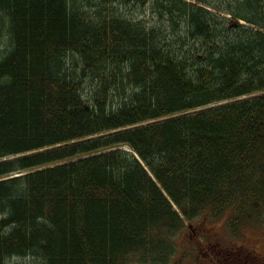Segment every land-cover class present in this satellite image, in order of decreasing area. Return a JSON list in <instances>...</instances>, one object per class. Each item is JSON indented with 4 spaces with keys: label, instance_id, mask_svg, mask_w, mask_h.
Here are the masks:
<instances>
[{
    "label": "trees",
    "instance_id": "1",
    "mask_svg": "<svg viewBox=\"0 0 264 264\" xmlns=\"http://www.w3.org/2000/svg\"><path fill=\"white\" fill-rule=\"evenodd\" d=\"M146 1L0 0V264H172L264 202V23L171 0L177 51L110 12Z\"/></svg>",
    "mask_w": 264,
    "mask_h": 264
},
{
    "label": "rangeland",
    "instance_id": "2",
    "mask_svg": "<svg viewBox=\"0 0 264 264\" xmlns=\"http://www.w3.org/2000/svg\"><path fill=\"white\" fill-rule=\"evenodd\" d=\"M182 1L188 5L209 10L217 16L230 18L231 15L229 12L239 13L242 16L249 17L257 24L264 23V0ZM248 1L251 2V4H248L251 10L247 8L248 5L246 3ZM146 2V5L140 7L139 5L111 7L110 12H118L117 15L119 17L122 15L123 19H128L132 23L139 24L141 28L154 30L157 42L162 45H168L172 50L178 51L180 50V46L187 44L191 46L193 44L186 35L184 24L178 19L179 14L164 11L166 8L171 7V0H147ZM244 9L248 10L245 11ZM256 11H259L262 15L258 17ZM242 23L245 22L243 21ZM252 27L258 30V26L252 25ZM0 32L2 34L3 30ZM1 34L0 59L8 52L7 48L9 50L8 34L7 32H4L2 36ZM178 41L179 44L177 43ZM188 48L184 47L183 51H186ZM14 159L16 157H11L3 161H12ZM260 204V206H257V209L255 208L253 212H250L251 216L249 220L246 219L242 226L239 224V221L236 220L234 222L236 227L240 225L241 228L237 234H234L233 230H231L230 224H232V218L229 216L218 220L207 217L206 219H197L192 223L185 221L184 230L176 238L177 251L172 264H224L223 262L218 263L215 260L214 257L217 252L210 250V246H208V243L214 245L216 242L222 241H226L228 244L234 242L232 245L234 248L232 246L230 248L241 252V255H264V238H262L264 235V202ZM193 224H198L200 227L203 226V229H206L208 233L201 235L202 237L193 235L190 229V225L193 226ZM12 261L17 264H43L41 260L33 257L13 259Z\"/></svg>",
    "mask_w": 264,
    "mask_h": 264
},
{
    "label": "flooded vegetation",
    "instance_id": "3",
    "mask_svg": "<svg viewBox=\"0 0 264 264\" xmlns=\"http://www.w3.org/2000/svg\"><path fill=\"white\" fill-rule=\"evenodd\" d=\"M196 225L198 224H194V226L191 228L193 235L202 237L201 235L208 233L206 229H203V226L200 227L199 225L198 226ZM262 238H264V235ZM233 244L234 242H230L228 244L226 241H222V242H216L214 245H210L208 243V246H210V250L217 252L214 258L218 263L223 262L224 264H264V255L262 256H253L252 254L241 255V252L232 250L230 248Z\"/></svg>",
    "mask_w": 264,
    "mask_h": 264
},
{
    "label": "bare ground",
    "instance_id": "4",
    "mask_svg": "<svg viewBox=\"0 0 264 264\" xmlns=\"http://www.w3.org/2000/svg\"><path fill=\"white\" fill-rule=\"evenodd\" d=\"M243 21H241V23H242ZM130 150V149H129ZM18 175V174H17Z\"/></svg>",
    "mask_w": 264,
    "mask_h": 264
}]
</instances>
